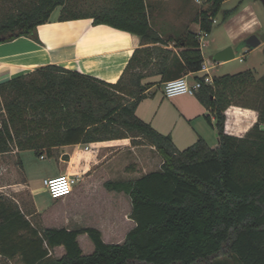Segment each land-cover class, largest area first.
<instances>
[{"label":"trees","instance_id":"obj_1","mask_svg":"<svg viewBox=\"0 0 264 264\" xmlns=\"http://www.w3.org/2000/svg\"><path fill=\"white\" fill-rule=\"evenodd\" d=\"M4 1L16 10L0 13V44L38 40V26L62 8L61 21L91 18L140 37L142 46L175 42L183 50H136L116 84L56 65L0 84V155L30 150L51 157V150L63 146L140 139L162 159L159 171L105 184L131 201L135 227L122 244L105 243L95 228L39 229L0 195V255L23 264H264V75L256 79L247 70L214 77L212 85L196 77L202 87L195 96L210 112L205 119L217 133L216 148L199 138L179 150L171 135L136 115L153 85L142 84L146 58L158 59L152 73L161 76L160 84L198 73L204 63L199 33H212L227 0H205L208 9L194 18L200 32L178 39H162L154 30L146 0ZM237 10H224V19ZM231 106L258 112V122L242 138L225 132ZM84 234L95 248L89 255L78 242ZM58 247L65 253L54 258Z\"/></svg>","mask_w":264,"mask_h":264},{"label":"crops","instance_id":"obj_2","mask_svg":"<svg viewBox=\"0 0 264 264\" xmlns=\"http://www.w3.org/2000/svg\"><path fill=\"white\" fill-rule=\"evenodd\" d=\"M186 1L146 0L149 22L162 39H178L187 31L200 32L199 25L194 22L197 13L189 3L186 4ZM188 1L196 3L195 0ZM58 9V14L54 15ZM56 10L47 23L38 26V40L20 37L0 44V84L48 65H56L109 84H116L124 74L136 50L144 47H161L173 51L177 55L183 50L182 47L176 46L175 42L142 46L140 37L107 25H96L91 18L61 21L62 8ZM236 15L235 24L238 30L230 33L231 39L218 48V51H221L227 47H233L235 57V45L243 40L241 38L252 34L253 31L261 27L252 6L245 7L238 14L232 16ZM206 43L208 47L209 43L207 41ZM202 52L204 56L203 49ZM253 53H255V49L248 52V57L252 58ZM204 60L211 67V77H216L213 75L216 71L213 58L206 60L204 56ZM146 61L150 65L143 70V73L148 76L142 80V84L153 85L147 90V94L150 96L144 99L136 110L138 118L151 124L159 133L171 135L174 144L180 150L188 145H193L199 138H203L211 148H216L217 133L205 119L207 115H210V112L196 96L181 95L167 98L163 90L164 84H160L161 76L152 73L158 59L153 56L147 57ZM248 67V70L254 72L256 79H260L264 75V68L257 69L254 62H249ZM201 76L203 73L200 72L186 75L190 83L196 81V77ZM258 117V112L253 109L231 106L226 111L225 132L228 135L242 138L255 126ZM212 119L214 121V118ZM136 146L139 147V144L133 145L131 139H117L91 144L68 145L51 150V158H57L59 175L72 176L76 180L73 192L68 196V199L72 202L70 210L77 218H84L87 201L96 195L106 196V200L114 206L110 208L111 210L121 208L122 214H131L130 198L124 193L108 191L105 184L109 181H134L160 170L162 163L159 169L141 174L137 167L124 163L123 155L126 153L128 156L126 159L136 160ZM144 147L155 150L148 144H145ZM12 153H16V151ZM5 155L1 154L0 156ZM64 155H67L68 160L62 159ZM46 156H48L47 153L43 155L44 158ZM21 168L23 169L22 165ZM24 186L33 197V190L27 178H25ZM68 199L63 201H68ZM34 204L35 212H23L20 207L21 213L32 224L30 219L43 210L35 201ZM130 225V230H132L135 227V222L131 219ZM102 238L105 243H108L103 232ZM58 248L64 249V247Z\"/></svg>","mask_w":264,"mask_h":264},{"label":"rangeland","instance_id":"obj_3","mask_svg":"<svg viewBox=\"0 0 264 264\" xmlns=\"http://www.w3.org/2000/svg\"><path fill=\"white\" fill-rule=\"evenodd\" d=\"M243 2V5L241 3ZM171 3V2H170ZM195 9L196 13L202 9H208L209 5L205 0L201 4H196L191 1H186V4ZM252 6L255 13L261 23V27L253 31L252 34L247 35L241 39L236 47V57L230 61L215 63L216 71L213 73L216 77H220L226 74H238L249 69V62H254L256 68H264V43L252 54V58L248 57V52L252 51L247 49L245 45L246 39L252 35L260 37L264 33V7L260 0H228L222 5V10L216 18V23L212 33L206 37V41L209 46L203 48L204 56L206 60H211L213 56L219 52L218 48L223 44H226L231 39V34L238 30L235 24L236 17L224 19L223 11L238 8L235 14H238L245 7ZM16 8L11 2H5L0 0V13L10 14L14 12ZM59 9L54 12L57 15ZM231 21V22H229ZM230 23V24H229ZM261 64V65H260ZM221 65V66H220ZM160 94V93H159ZM212 131V130H209ZM215 133V132H214ZM214 138V137H213ZM214 140V139H213ZM139 147L135 148L136 160L132 161L126 159L128 156L123 155L124 163H128L139 169V172H150L160 168L162 159L157 152L150 147H144L145 141L136 140ZM134 145V144H133ZM192 145L182 148L185 150ZM180 150V149H179ZM8 153L5 156H0V195H2L6 201H9L11 205L18 208H22L23 212H35V203L43 210L34 218L30 220L33 225L42 228H54V229H68L79 230L81 228H95L103 232L106 242L112 244H122L125 235L130 231V214H122L121 208L111 210L114 207L106 200L104 195H96L91 197L87 203V210L84 212L83 219L77 218L72 212V202L69 197L65 199L53 200L45 186L44 180L52 178L60 174L57 158L46 156L42 159L34 151H23L20 155L17 153ZM14 151V152H15ZM134 153V152H133ZM20 161L23 169L21 168ZM60 176V175H59ZM25 178L29 180V184L33 190V197L30 195L28 189L24 186ZM34 199V201H33ZM132 207V205H131ZM124 238V239H123ZM110 239V240H109ZM79 244L84 255H89L94 252V244L88 237V235H80L78 238ZM63 248H56L52 251L54 258H60L64 255ZM0 264H23L20 258L14 260H8L0 255Z\"/></svg>","mask_w":264,"mask_h":264},{"label":"built area","instance_id":"obj_4","mask_svg":"<svg viewBox=\"0 0 264 264\" xmlns=\"http://www.w3.org/2000/svg\"><path fill=\"white\" fill-rule=\"evenodd\" d=\"M196 3L201 4L203 0H195ZM216 20L214 21V24ZM208 33L200 32L199 33V42L201 50L207 47L206 37ZM211 67L207 65L204 60L202 69L199 71L203 73L202 78L207 85L213 84V78L210 75ZM202 87L200 81H194L190 83L186 76L173 79L164 83V94L167 98H174L181 95H191L195 96L199 89ZM41 158H44L43 156ZM76 180L72 176L60 175L57 177L49 178L44 180V186L53 200L65 199L70 196L73 192V187Z\"/></svg>","mask_w":264,"mask_h":264},{"label":"water","instance_id":"obj_5","mask_svg":"<svg viewBox=\"0 0 264 264\" xmlns=\"http://www.w3.org/2000/svg\"><path fill=\"white\" fill-rule=\"evenodd\" d=\"M260 1L264 7V0H260ZM262 43H264V33L260 37H258L256 35H252L248 39H246V41H245V45H246L247 49H249V50L258 48L259 46L262 45ZM234 58H235V51H234L233 47H227V48L217 52L213 57V61L215 63H222V62L230 61ZM62 159L68 160L67 155H64L62 157Z\"/></svg>","mask_w":264,"mask_h":264}]
</instances>
